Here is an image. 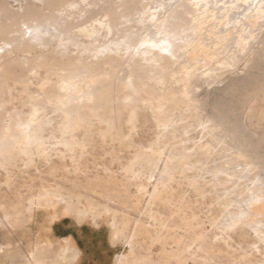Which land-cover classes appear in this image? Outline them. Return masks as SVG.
<instances>
[{
	"label": "bare ground",
	"instance_id": "bare-ground-1",
	"mask_svg": "<svg viewBox=\"0 0 264 264\" xmlns=\"http://www.w3.org/2000/svg\"><path fill=\"white\" fill-rule=\"evenodd\" d=\"M223 2L0 0V230L72 218L108 226L113 264H264V0ZM159 30L172 55L137 53Z\"/></svg>",
	"mask_w": 264,
	"mask_h": 264
},
{
	"label": "crops",
	"instance_id": "crops-1",
	"mask_svg": "<svg viewBox=\"0 0 264 264\" xmlns=\"http://www.w3.org/2000/svg\"><path fill=\"white\" fill-rule=\"evenodd\" d=\"M67 220L64 219L52 226L51 238L53 241H50L57 244L64 239H71L80 251L74 264H113L116 248L111 245L107 235L85 226L68 224ZM12 255L17 257L16 262L19 263L24 261L23 258L28 253L24 248L16 247ZM4 260V255L0 254V263L3 264Z\"/></svg>",
	"mask_w": 264,
	"mask_h": 264
},
{
	"label": "rangeland",
	"instance_id": "rangeland-1",
	"mask_svg": "<svg viewBox=\"0 0 264 264\" xmlns=\"http://www.w3.org/2000/svg\"><path fill=\"white\" fill-rule=\"evenodd\" d=\"M6 1L11 2L15 9L18 7L17 4L14 3V0H6ZM34 24H36V23H34ZM40 169H41V171L43 170L42 167ZM31 173L33 174L34 171L31 170ZM3 179H4L3 176L0 177V181L3 180ZM1 190H3V192L5 191V192L9 193L7 188L5 186H3V185L1 186ZM33 223H31L30 226L28 225L25 230H23L21 232H16V233H14L15 235H12V236L11 235L9 236V233H8L9 231H8L7 228L1 229L0 230V245H4V244H6L7 242H9L11 240L14 243V245L17 244L16 245L17 247L24 248L26 250V252L29 253L30 250H32L36 246V244L39 245V243L41 244V243L49 241V240L53 241L52 238H51V229H52V227H50L51 229L47 228V227H49L48 226L49 223H48L47 219L44 216L38 215L35 218ZM67 223L71 224V225L85 226V227H88L90 229L98 230V231H101L102 233H104L105 235H107L108 238L110 237V230H108L109 228L105 224H101L100 227H96L90 221H87V222H85L83 224H78L72 218H69L67 220ZM64 240H62L61 242H64ZM109 241L111 242L110 239H109ZM21 242H22V244H21ZM111 245L116 248V254H118L120 252H123L125 250V247H124L123 243L113 244L111 242ZM26 257H24V259ZM21 258H23L22 255H21ZM9 262L10 261H7L5 259L3 263L8 264Z\"/></svg>",
	"mask_w": 264,
	"mask_h": 264
},
{
	"label": "snow or ice",
	"instance_id": "snow-or-ice-1",
	"mask_svg": "<svg viewBox=\"0 0 264 264\" xmlns=\"http://www.w3.org/2000/svg\"><path fill=\"white\" fill-rule=\"evenodd\" d=\"M191 3L194 7L198 9L203 7V10L205 12H207L209 7H212L211 4L204 5L203 0H191ZM253 7L254 5L252 3V0H234L233 3H228V0H224L223 3L215 4V8L224 9V10L231 8L236 12L245 13V14L250 12ZM260 9L262 12H264V3L260 4ZM157 10H159V6H157ZM153 19H155V17H153ZM233 19L236 20L237 23L239 22V20L236 17H234ZM217 22L223 24L224 23L223 17H221V19ZM230 26L231 24H229V27ZM26 31L29 36L32 35V32L27 28ZM159 31H160V35L157 36L155 39L152 38L142 39V41L139 42V46L136 48L137 53L140 52V49L151 48L155 51L160 52L165 56H171L172 36L169 34L167 30H159ZM0 51H3V49H0Z\"/></svg>",
	"mask_w": 264,
	"mask_h": 264
}]
</instances>
